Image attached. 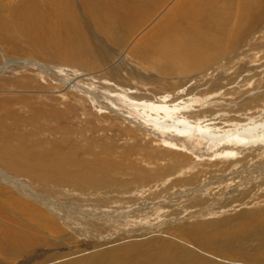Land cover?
Returning <instances> with one entry per match:
<instances>
[{"label":"rangeland","instance_id":"374dc122","mask_svg":"<svg viewBox=\"0 0 264 264\" xmlns=\"http://www.w3.org/2000/svg\"><path fill=\"white\" fill-rule=\"evenodd\" d=\"M196 1L0 0V233L35 246L7 264L142 241L223 256L205 235L264 216V0L226 4L240 15L187 71L134 51ZM257 232L228 264H264Z\"/></svg>","mask_w":264,"mask_h":264},{"label":"bare ground","instance_id":"6f19581e","mask_svg":"<svg viewBox=\"0 0 264 264\" xmlns=\"http://www.w3.org/2000/svg\"><path fill=\"white\" fill-rule=\"evenodd\" d=\"M234 1L236 0H199L194 3V9L190 7L192 6V3H189L188 6H180L176 2L175 7H177V9L173 10L174 13H170V18L174 15L176 20H173V18L167 23H158L150 29V32L146 36L141 39L138 38L139 40H136L135 46H133L134 44L132 45L136 48V50H134L135 53L137 54L136 51H140L141 54H139V52L138 54L142 55L149 63H153L156 56L159 57H156L157 60L163 58L165 60V64L163 66L159 65L158 62H156L157 60L155 61L154 66L158 69L163 68L162 70L169 72L172 70H175L176 72L187 71L189 70L188 68H193L196 65L201 64L203 61L208 59V57H211L210 52L212 50L220 49V45H222L221 43L224 42L223 40H225L227 36L230 16L234 14L240 15V13L236 14L233 10L228 8L225 10L226 4L237 5ZM248 2V4H251L256 1L248 0ZM209 8L217 9L218 13L209 15ZM241 10L242 9H240V11ZM221 13H224L227 19L221 20L219 17V14ZM231 27L232 26L229 28ZM100 49L101 54L105 53L102 46H100ZM204 57L207 58L204 59ZM104 165L105 164L100 162L99 164L97 163V167H93L92 163L89 164L87 169L93 172L96 169H104ZM243 215L247 216L248 221L251 222L254 216H256V212L251 210L243 212ZM255 222V225H252L247 229H232L228 232L221 233L213 232V236L211 233H208L207 235L204 234V241L211 242L207 245H210L213 249L215 247L214 243H216L218 251L222 253L223 256L219 253H214L215 251L213 250V252H211L206 249L199 248L198 246H195L197 248L195 249V247H192L194 246L193 244L189 242L183 243L181 242L182 240L180 242L179 240H175L176 244L174 245L164 241L161 242L160 246L155 249L143 244L142 241L124 244L122 246H117V248L104 250L99 249L100 251L97 252H92L84 256L80 255L81 257H78V259H70L69 255H66L65 258L67 257L69 260H65L63 262L59 261L58 264H228L230 260H226L228 259L226 258V255L233 256V254L239 252V249L235 248L236 243L234 240L240 237L241 234H245L247 232L250 233L252 229L257 228L259 225L264 226V216L257 217ZM21 224L22 223L18 225L21 226ZM2 229L4 228H1V231ZM258 232L255 236L258 237L260 241H263V245L261 247L262 249H260L261 251L259 250L261 254H257L261 255L264 259V235H261ZM201 233H205V231L201 230ZM17 236H20L19 233L12 228H5V230L0 233V264H7L5 262L6 260L11 261L14 257L16 258L20 256L26 248L29 250L35 249L34 244L29 246H26L27 244L25 245L26 241L24 243V240L26 239H22L20 242L16 241L17 238L14 240ZM221 245H223L224 248H222ZM65 254L68 253L62 254L59 252L58 254V252H53L47 254L43 253L40 255L38 254L39 257L41 256V259L39 263L38 261H35L34 264H57L55 262H57L59 258H63L62 256ZM75 258H77V255ZM235 258H237V256ZM233 264L248 263H236L235 261Z\"/></svg>","mask_w":264,"mask_h":264}]
</instances>
